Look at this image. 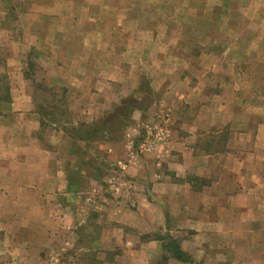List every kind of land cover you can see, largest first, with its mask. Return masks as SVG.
Here are the masks:
<instances>
[{
    "label": "crops",
    "instance_id": "0c3cea01",
    "mask_svg": "<svg viewBox=\"0 0 264 264\" xmlns=\"http://www.w3.org/2000/svg\"><path fill=\"white\" fill-rule=\"evenodd\" d=\"M53 1L33 0L0 34L17 30L15 47L48 57L45 83L65 89L76 121L115 115L143 85L156 101L129 113L121 137L91 143L112 167L105 189L64 124L36 138L28 82L31 91L12 90L9 122L0 108V246L11 264H156L148 236L165 231L196 264H264V0H154L159 9L142 10L147 21L133 29L87 20L94 0H79L81 17L64 27L73 13L53 16Z\"/></svg>",
    "mask_w": 264,
    "mask_h": 264
},
{
    "label": "rangeland",
    "instance_id": "374dc122",
    "mask_svg": "<svg viewBox=\"0 0 264 264\" xmlns=\"http://www.w3.org/2000/svg\"><path fill=\"white\" fill-rule=\"evenodd\" d=\"M33 0H13V1H8V2H0V26H6L12 28L11 25V20L13 16H17L21 12H26L29 9H31L34 5H38L40 3L38 2H32ZM65 0H57L53 1L51 3V11L53 13V16H56L54 14L58 12H72L73 15L68 14V18L65 15V20L64 21V27L65 26H71L73 22H76L79 18L81 17V12L83 11V5L79 2V0H72L70 2L69 0L67 2H64ZM154 0H114L112 3L108 4L107 0H94V2L90 3H85L84 4V9L87 8V13L85 16L87 17V20H91V22L99 23L101 27L104 25L108 26L111 25L113 27H117L120 29H124V27H128L130 29L133 28H139L141 23L146 22L147 19L139 17V13L142 10H148L150 13L151 11H154V9H159L158 2L155 3L153 2ZM162 1V0H161ZM171 1V0H167ZM111 2V1H110ZM140 2H147L149 5H142ZM166 4V3H165ZM42 5V4H41ZM167 5V4H166ZM110 6V11H108V8ZM112 7V8H111ZM197 9L203 10L204 9V2H201V4L197 3ZM164 7H161V10H163ZM224 9V8H223ZM231 9V7L228 5L227 10ZM80 10V13H78ZM116 11L117 16L113 20L108 19L112 17L113 11ZM123 11H129L132 15L130 18H124L122 14H118ZM3 14L9 15V20L8 23L4 21V19L1 17ZM80 14V15H79ZM111 15V16H108ZM79 15V16H78ZM130 15V14H129ZM77 16V17H76ZM17 20V19H16ZM151 21L152 23L156 22L155 19H149V27L151 26ZM182 21V20H181ZM4 22V23H2ZM113 22V23H111ZM110 23V24H109ZM3 24V25H2ZM60 23H56V21H53L51 23V26L53 28H57V26ZM169 24L168 26H171V23L167 22ZM14 29V28H13ZM54 30V29H53ZM171 30V29H170ZM1 31V30H0ZM15 31L17 30H12L9 33H4L1 32L0 34V74H3V77L5 76V82L4 84H7L9 87V97H10V103L12 101V93L14 91H19L20 94H24L27 91H33L32 94V101H33V109L39 112V127L37 128V134L35 132L36 138H43L47 139L51 135L49 131L53 128L60 127L61 124H64V128H77L78 124H80V121H76V117L74 116L73 111H70L67 107V104L64 99L65 95V89L57 87L55 85H49L45 83L48 78H50V74L48 73V70L44 68V64L46 63L47 58H43V56H40L39 52H36L35 50H31L28 47H25L24 45V50L20 51L18 46L15 47L17 42L16 40L23 38L22 33L19 34L18 36L15 35ZM185 34H187V28L183 30ZM75 38L78 37V35L74 34ZM62 38L59 36H54L52 35L53 38ZM165 37H170V33L167 34L165 33ZM15 38V39H14ZM17 38V39H16ZM181 39H185L184 35L180 36ZM14 41V42H12ZM181 44L180 49L184 50L187 49L188 47L186 46L187 43L182 44L183 41H179ZM66 40H64V43L58 46V50L52 52L49 51L48 53L50 56L52 55L54 58V55L57 57L58 51H62L61 49H65L66 46ZM68 48L71 46H67ZM21 49V48H20ZM178 48H175L174 50H177ZM42 53V52H41ZM53 53V54H52ZM21 57L17 59H13L12 57L14 55H20ZM186 54V53H185ZM13 59V61L11 60ZM56 61V59H53ZM60 64V63H59ZM52 77V75H51ZM27 81L29 88L25 87V83L23 81ZM46 80V81H45ZM13 90V92H12ZM141 93H144L146 95V98H148L149 105L155 102V99H151L150 94H151V89L149 88L148 85H143L142 88L140 89ZM140 93V91H139ZM153 95V93H152ZM138 100V99H137ZM136 100V101H137ZM92 101H87L86 106L92 104ZM7 103H0V108L3 109L2 111V116L4 117V122H9V119L11 118V112L10 108L11 106L9 105V109L6 107ZM117 105L116 102H111L110 106H115ZM84 108H87V107ZM76 112V111H75ZM78 113V112H77ZM76 121V122H75ZM82 124H85L84 122H81ZM129 129H133V125L131 124ZM131 130L129 131L130 137L133 138L134 140L139 139L143 134L139 132V130H134L131 133ZM107 137L105 138H100L99 141L102 142L103 144L106 143V140L113 139L116 137L110 138V135H106ZM121 137V136H120ZM119 137V138H120ZM133 140V141H134ZM99 142V143H100ZM98 145V144H97ZM100 149L95 145L94 147L90 145H86L85 148V156H89V162L84 163V166L88 168L91 174V170L93 168L96 170L95 173L98 174L99 178V188H105L107 189L109 187V183L107 180H105L108 176V172L112 168L110 165L109 161H106L105 157L102 156L103 152V146L102 144H99ZM95 154H98L101 156V161L100 165L97 167L95 165H92V157ZM91 161V162H90ZM89 184V183H88ZM88 184L86 186L88 187ZM90 187V185H89ZM104 192H107L106 190ZM104 197L109 196V199H112L111 193H104ZM109 194V195H108ZM89 198H93L92 196H88ZM3 246H0V264H11L9 260L8 252L4 251V249H1ZM43 258V257H42Z\"/></svg>",
    "mask_w": 264,
    "mask_h": 264
},
{
    "label": "trees",
    "instance_id": "16d2710c",
    "mask_svg": "<svg viewBox=\"0 0 264 264\" xmlns=\"http://www.w3.org/2000/svg\"><path fill=\"white\" fill-rule=\"evenodd\" d=\"M5 76L0 74V103H8L9 87L4 84ZM138 100L136 98L128 101H123L119 110L115 115H107L99 122L94 124H78L77 128H65V132L73 139L83 143L85 146L90 145L92 142L105 138L110 135L112 137L120 136V132L123 129L125 123H129V113L133 109H141L145 106L146 95L141 93ZM137 100V101H136ZM166 227V223H165ZM167 228V227H166ZM148 237L157 241L160 245L161 255L156 264H168V259H172L179 264H196L190 256L184 252L179 246V240L172 238L166 231L163 233L155 232Z\"/></svg>",
    "mask_w": 264,
    "mask_h": 264
},
{
    "label": "built area",
    "instance_id": "2783aa9c",
    "mask_svg": "<svg viewBox=\"0 0 264 264\" xmlns=\"http://www.w3.org/2000/svg\"><path fill=\"white\" fill-rule=\"evenodd\" d=\"M149 143H150V141H148L147 143L143 144V146L147 144V145L145 146V151H147V150L150 148L151 144H149ZM141 146H142V145H141ZM141 149H142V147H141Z\"/></svg>",
    "mask_w": 264,
    "mask_h": 264
}]
</instances>
